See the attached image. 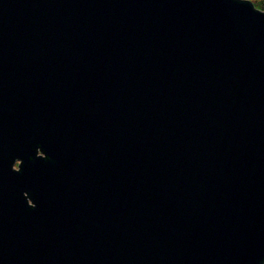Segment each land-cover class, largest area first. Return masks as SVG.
<instances>
[{"label":"water","instance_id":"water-1","mask_svg":"<svg viewBox=\"0 0 264 264\" xmlns=\"http://www.w3.org/2000/svg\"><path fill=\"white\" fill-rule=\"evenodd\" d=\"M0 264H264V11L0 0Z\"/></svg>","mask_w":264,"mask_h":264},{"label":"trees","instance_id":"trees-1","mask_svg":"<svg viewBox=\"0 0 264 264\" xmlns=\"http://www.w3.org/2000/svg\"><path fill=\"white\" fill-rule=\"evenodd\" d=\"M257 9L264 11V0H250Z\"/></svg>","mask_w":264,"mask_h":264},{"label":"flooded vegetation","instance_id":"flooded-vegetation-1","mask_svg":"<svg viewBox=\"0 0 264 264\" xmlns=\"http://www.w3.org/2000/svg\"><path fill=\"white\" fill-rule=\"evenodd\" d=\"M17 166V163H16V165H15V167Z\"/></svg>","mask_w":264,"mask_h":264},{"label":"bare ground","instance_id":"bare-ground-1","mask_svg":"<svg viewBox=\"0 0 264 264\" xmlns=\"http://www.w3.org/2000/svg\"><path fill=\"white\" fill-rule=\"evenodd\" d=\"M252 2V1H251Z\"/></svg>","mask_w":264,"mask_h":264}]
</instances>
